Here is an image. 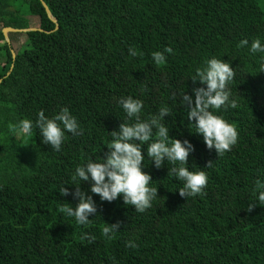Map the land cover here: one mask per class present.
Instances as JSON below:
<instances>
[{
	"label": "trees",
	"instance_id": "obj_1",
	"mask_svg": "<svg viewBox=\"0 0 264 264\" xmlns=\"http://www.w3.org/2000/svg\"><path fill=\"white\" fill-rule=\"evenodd\" d=\"M42 1L55 22L39 0L37 12L31 0H0V60L13 66L0 75V264H264V205L246 210L258 202L256 181L264 182V52L250 51L255 39L264 45L260 0ZM7 28L33 31L15 48L13 34L8 43L2 34ZM244 39L249 44L240 47ZM166 47L173 51L157 66L152 53ZM212 57L235 70L229 87L238 105L214 110L238 131V142L219 157L180 104L182 92L194 96L202 86L190 78ZM128 96L143 101L142 119L171 109L163 123L172 138L194 146L185 167L207 173L203 195L181 197L183 182L168 176L173 165L157 169L147 144L143 170L158 197L145 212L126 205L123 194L102 201L90 182L73 181L78 165L108 151L110 132L127 119L120 100ZM64 107L79 134L65 131L59 151L36 127L31 136L9 131L24 119L35 124L41 110L51 118ZM76 183L97 205L87 225L60 211L78 204L59 193L63 186L74 192ZM117 221L114 238L104 237L106 223ZM85 233L95 241L82 239Z\"/></svg>",
	"mask_w": 264,
	"mask_h": 264
},
{
	"label": "clouds",
	"instance_id": "obj_2",
	"mask_svg": "<svg viewBox=\"0 0 264 264\" xmlns=\"http://www.w3.org/2000/svg\"><path fill=\"white\" fill-rule=\"evenodd\" d=\"M249 41L244 39L240 47L247 46ZM171 47H166L163 52L152 53L154 63L159 66L167 62L166 53H172ZM254 54L264 52V45L255 39L250 46ZM129 53L136 56L135 48L130 47ZM264 72V64L261 65ZM235 77V70L229 62L212 57L206 60L205 66L196 69L195 75L190 79L193 84L199 82L200 87L192 89L193 95L186 92L180 94V104L187 110V119L196 127V132L203 135L204 142L209 150L215 149L218 157L231 151L238 142V131L234 124L229 123L223 116L215 114L222 107L235 109L238 107L236 100L231 99L230 82ZM120 104L126 113L127 119L119 125L118 130L110 132L111 142L106 145L108 151L99 161L89 159L86 164L78 165L73 176L82 182H90L92 194L99 195L102 201L112 202L123 194L126 205L135 207L137 212L143 213L152 206V201L158 197V188L150 187L152 177L143 170L145 155L143 147L147 144V157L159 169L168 161L173 167L169 168V175H175L178 181L183 182V187L178 189L183 198L203 195L208 184V175L204 170L190 171L188 159L194 151V146L188 140L181 141L170 136L169 128L163 123L165 117L171 115V109L163 106L158 113L142 119L141 112L144 103L132 96L121 98ZM62 125V127H61ZM33 127L39 129L42 141L51 145L55 151L62 147L65 131L73 135L79 134V124L67 107L49 118L41 110L35 121L24 119L19 124L9 125V131L17 137L31 136ZM155 136V139H153ZM151 141V142H150ZM214 161H209L206 168H211ZM80 183L74 184L75 191L70 192L68 187H61L59 193L63 197L72 195L79 202L75 207L64 205L60 211L68 217H75L77 224L87 225L89 217L97 214V205L92 195L81 190ZM256 191L259 193L258 202H250L247 211L251 213L258 205H264V182L256 181ZM120 221L106 223L102 228V235L113 239L115 233L121 228ZM82 239L89 243L95 241V236L85 233ZM127 246L136 248L133 241H128Z\"/></svg>",
	"mask_w": 264,
	"mask_h": 264
},
{
	"label": "rangeland",
	"instance_id": "obj_3",
	"mask_svg": "<svg viewBox=\"0 0 264 264\" xmlns=\"http://www.w3.org/2000/svg\"><path fill=\"white\" fill-rule=\"evenodd\" d=\"M36 1L37 0H31V2L32 3H34V4H36ZM260 5L261 6H264V1L262 0H260ZM34 9V12H37L38 11V6H37V4L36 5H34V7H33ZM264 8V7H263ZM29 24L31 25V26H37V21L36 20H32V19H30L29 20ZM23 32H20L19 34H14V33H7V40H8V42H10V37H9V35L10 34H13L12 36H11V40H13V42H12V46L13 47H15V48H19V47H21V46H23L25 43H26V37L24 36V34H22ZM7 71H9V65L7 64V63H5L3 60H0V75H4V74H6L7 73Z\"/></svg>",
	"mask_w": 264,
	"mask_h": 264
},
{
	"label": "water",
	"instance_id": "obj_4",
	"mask_svg": "<svg viewBox=\"0 0 264 264\" xmlns=\"http://www.w3.org/2000/svg\"><path fill=\"white\" fill-rule=\"evenodd\" d=\"M40 1V3H41V5H42V7L44 8V10H45V13H46V15H47V17H48V19L49 20H51L52 22H55L54 20H53V18H52V16L50 15V12H49V10L47 9V7H46V5L44 4V2L42 1V0H39ZM29 31H33V30H24V31H18V30H13V29H4L3 31H2V34H3V36H4V38H5V41L8 43V40H7V33H20V32H23V33H27V32H29ZM11 55H12V58H13V60H14V58H15V54H14V52L13 51H11ZM12 67L13 66H11L10 67V69H9V73L11 72V70H12ZM8 73V74H9ZM7 74V75H8Z\"/></svg>",
	"mask_w": 264,
	"mask_h": 264
}]
</instances>
